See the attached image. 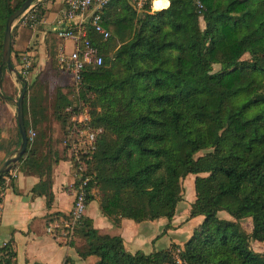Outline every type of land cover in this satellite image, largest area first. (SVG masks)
<instances>
[{"label":"trees","instance_id":"trees-1","mask_svg":"<svg viewBox=\"0 0 264 264\" xmlns=\"http://www.w3.org/2000/svg\"><path fill=\"white\" fill-rule=\"evenodd\" d=\"M21 1L0 0V51L5 18ZM166 3L155 0L150 9L148 0L136 11L127 0H110L98 11L108 35L86 28L101 62L85 64L73 87L87 123L102 128L86 158L88 185L98 188L105 216L164 217L168 228L180 180L191 173L188 218L201 219L173 255L167 248L129 252L120 236L97 233L83 217L78 253L95 256V264H264V250L249 245L264 240V0ZM29 13L38 20L40 3ZM63 96L53 113L66 139L71 112ZM24 112L23 93L27 131ZM16 133L17 144V126ZM33 154L27 143L20 159L39 167ZM246 216L248 232L239 223ZM13 256L7 243L0 246V264H14Z\"/></svg>","mask_w":264,"mask_h":264},{"label":"crops","instance_id":"crops-1","mask_svg":"<svg viewBox=\"0 0 264 264\" xmlns=\"http://www.w3.org/2000/svg\"><path fill=\"white\" fill-rule=\"evenodd\" d=\"M37 3H40L43 13L36 23L28 26L20 22L11 33V49L30 54L35 69L43 67L50 51L59 44H63L66 50L70 49L66 46L68 39L59 40L55 36L64 1L39 0ZM5 88L7 91L8 85ZM12 114L10 106L3 102L0 105V160L17 142ZM50 131L49 128L38 131L35 139L29 143L34 151L33 156L39 160V167L19 159L9 168L15 172L14 176L7 172L2 176L0 246L5 243L9 245L14 252V264H63L65 258L73 264H94L97 259L95 256L78 253V249L86 242L79 232L67 243H63L45 231L44 225L48 218L62 217L68 212L72 199L71 184L74 181L67 149H59L60 142L57 141L56 146H52L50 136L54 135ZM6 136H9L7 141ZM33 187H36L35 190ZM91 189L84 217L90 220L97 233L120 236L123 248L129 252L138 249L149 252L159 246L163 247L170 242L167 234L179 229L180 225L173 218L175 212L170 220V226L174 228L168 227L162 234H158V231L167 222L164 217L138 222L126 217H117L115 220L109 218L99 208L98 188L92 186ZM186 216L188 219V213ZM199 218L196 215V223Z\"/></svg>","mask_w":264,"mask_h":264},{"label":"built area","instance_id":"built-area-1","mask_svg":"<svg viewBox=\"0 0 264 264\" xmlns=\"http://www.w3.org/2000/svg\"><path fill=\"white\" fill-rule=\"evenodd\" d=\"M63 1L64 7L61 11L55 36L59 39H70L71 47L66 50L63 44H59L56 49V59L59 68L68 70L75 86H78L84 65H97L101 62L97 47L86 36V28L92 27L103 38L108 35V31L99 22L98 11L110 0ZM127 1L133 9L140 11L148 0ZM153 1L149 0L150 9H152ZM30 9L21 16V22L32 26L37 20L33 13H29ZM29 63L27 55H20L19 64L16 66L18 73L24 75L29 68ZM66 109L71 112L65 139L67 155L74 175V181L71 184V206L65 216H52L46 220L44 225L47 233L55 240L63 243H67L73 237L75 229L84 217L88 197L92 194V187L88 185L91 174L87 171L86 158L95 148V139L102 131L100 126L93 127L87 123L89 112L81 101L77 103L76 108L67 107ZM28 139H30V135H27ZM6 172L11 176L15 174L10 169Z\"/></svg>","mask_w":264,"mask_h":264},{"label":"rangeland","instance_id":"rangeland-1","mask_svg":"<svg viewBox=\"0 0 264 264\" xmlns=\"http://www.w3.org/2000/svg\"><path fill=\"white\" fill-rule=\"evenodd\" d=\"M21 20L22 19L20 18L17 22H15V24L12 26L11 33L15 30L16 26L19 25ZM201 24L202 21L200 20V25ZM66 46L67 48L71 47L70 39H68ZM56 49L57 47L54 50L50 51L47 61L45 62L43 67L39 69H35L33 67L34 61L30 54H27L24 51L18 53L16 51H13L12 49L10 50V55H9L10 63L15 69H17L16 66L19 64L20 55L22 54L27 55L30 61L27 72L24 75H21V73H19V75L25 81L24 118L27 123L26 135H30V139L27 140L29 147H30L29 143H31L35 139L36 133L38 131L49 128V130H51L50 132L53 133L52 135H54V136H50L51 142H53L51 143L53 144L52 146H54L55 142L57 141L60 142L59 149H62L63 147L65 149L66 143L63 137V132L60 128L59 121L56 119L53 113V108L56 103V100H58L57 96L60 94L64 95L63 97L65 99L69 100V103L64 107L65 110H67L66 109L67 107L76 108L77 103L80 101V99L77 97V92L74 90L73 87L74 82L72 80L71 73L66 69L59 68L58 66V62L56 59ZM217 68H218L217 64H212V70H215ZM0 76H1L0 93L4 95V97L0 96V105L3 102H6L10 106V109L13 112L12 114L13 129L16 130L14 103L22 82L20 80H15L13 73L7 72L5 68L1 70ZM5 85H8L7 91L5 90L6 89ZM59 102L64 103V99L59 100ZM8 138L9 136H6V141L8 140ZM6 141L4 142L7 143ZM204 151L205 149L199 150L195 153V155L201 154ZM15 164L16 163H14V165ZM192 179H193V174L189 173L186 174L180 180L182 187L181 199L176 204L175 216L173 217L175 219L174 221H176L178 225H180L179 229L175 230L176 232H169L167 234V240L170 241L167 243V245L163 247L160 246L158 247V249L159 248L170 249L173 255L176 254L178 247H180L181 243L189 236L191 229L196 224L195 221L196 216L190 217L188 219L186 216L188 213L187 209H189V203L193 200L194 197ZM217 215L222 218H230V216L224 210H218ZM197 216H200L199 218L200 220L201 215H197ZM239 223L245 231L248 232L250 230L251 228L250 217L246 216L239 219ZM166 229L167 228H165L162 225V228L161 230L158 231L159 232L158 234L165 233ZM76 232L77 229L74 231V235L76 234ZM154 239L152 241H154ZM249 245L253 250L256 251L264 250V240L259 241V240L249 239ZM78 247H80V245Z\"/></svg>","mask_w":264,"mask_h":264},{"label":"water","instance_id":"water-1","mask_svg":"<svg viewBox=\"0 0 264 264\" xmlns=\"http://www.w3.org/2000/svg\"><path fill=\"white\" fill-rule=\"evenodd\" d=\"M39 0H22L17 7H15L5 18L2 40H1V51H0V74L1 66L4 65L7 72H11L14 75L15 80L22 82L17 97L14 103L15 110V122L19 133V141L17 145L10 149L0 160V177L16 163L23 155L27 145V135L23 124V113H22V97L25 91V81L16 71V69L10 63V44H11V29L12 26L17 22L22 15H24L32 6H34ZM1 78V76H0ZM1 97H4L0 93Z\"/></svg>","mask_w":264,"mask_h":264},{"label":"bare ground","instance_id":"bare-ground-1","mask_svg":"<svg viewBox=\"0 0 264 264\" xmlns=\"http://www.w3.org/2000/svg\"><path fill=\"white\" fill-rule=\"evenodd\" d=\"M154 1H155V0H154ZM154 1L152 2V5H153ZM152 7H153V6H152Z\"/></svg>","mask_w":264,"mask_h":264}]
</instances>
